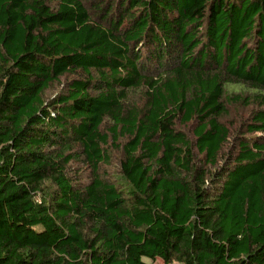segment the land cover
Here are the masks:
<instances>
[{
	"label": "trees",
	"instance_id": "16d2710c",
	"mask_svg": "<svg viewBox=\"0 0 264 264\" xmlns=\"http://www.w3.org/2000/svg\"><path fill=\"white\" fill-rule=\"evenodd\" d=\"M156 261L264 264V0H0V264Z\"/></svg>",
	"mask_w": 264,
	"mask_h": 264
},
{
	"label": "rangeland",
	"instance_id": "374dc122",
	"mask_svg": "<svg viewBox=\"0 0 264 264\" xmlns=\"http://www.w3.org/2000/svg\"><path fill=\"white\" fill-rule=\"evenodd\" d=\"M244 116V115H243ZM232 117L234 118L233 120L235 122H237V119H238V114L233 112V115ZM115 157V155H114ZM114 157L112 158V162L114 161ZM106 171H107V174L108 176L113 179V180H118V173H117V170H116V167H115V163L113 162L111 166L107 167L106 168ZM152 264H162L161 261H156Z\"/></svg>",
	"mask_w": 264,
	"mask_h": 264
}]
</instances>
